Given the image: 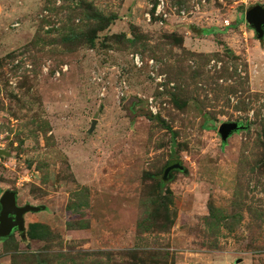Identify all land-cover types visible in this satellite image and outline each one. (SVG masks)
Returning a JSON list of instances; mask_svg holds the SVG:
<instances>
[{
    "label": "rangeland",
    "instance_id": "374dc122",
    "mask_svg": "<svg viewBox=\"0 0 264 264\" xmlns=\"http://www.w3.org/2000/svg\"><path fill=\"white\" fill-rule=\"evenodd\" d=\"M253 5L0 0V264H264Z\"/></svg>",
    "mask_w": 264,
    "mask_h": 264
},
{
    "label": "water",
    "instance_id": "95a60500",
    "mask_svg": "<svg viewBox=\"0 0 264 264\" xmlns=\"http://www.w3.org/2000/svg\"><path fill=\"white\" fill-rule=\"evenodd\" d=\"M244 22L253 29L254 35L258 40H262L264 36V8L253 5L244 11ZM241 126L237 123H225L219 125L217 133L222 143L233 132L239 130ZM179 170L182 167L176 160L170 161L165 169L164 178L168 176L169 171ZM39 207L29 205L17 206L15 202V194L12 191H4L0 195V238H7L13 230L20 235L23 234V215L27 212H37Z\"/></svg>",
    "mask_w": 264,
    "mask_h": 264
},
{
    "label": "flooded vegetation",
    "instance_id": "af4514ba",
    "mask_svg": "<svg viewBox=\"0 0 264 264\" xmlns=\"http://www.w3.org/2000/svg\"><path fill=\"white\" fill-rule=\"evenodd\" d=\"M13 231H14V230H13ZM13 231H12V232H13ZM12 232H11V233H12Z\"/></svg>",
    "mask_w": 264,
    "mask_h": 264
}]
</instances>
